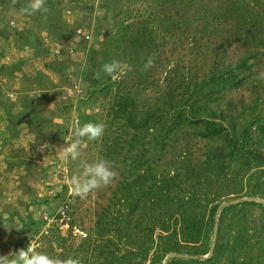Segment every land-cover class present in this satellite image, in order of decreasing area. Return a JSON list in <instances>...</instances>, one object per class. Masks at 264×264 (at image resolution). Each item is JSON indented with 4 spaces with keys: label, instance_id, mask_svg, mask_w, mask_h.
Listing matches in <instances>:
<instances>
[{
    "label": "rangeland",
    "instance_id": "rangeland-1",
    "mask_svg": "<svg viewBox=\"0 0 264 264\" xmlns=\"http://www.w3.org/2000/svg\"><path fill=\"white\" fill-rule=\"evenodd\" d=\"M48 1L57 6L49 7L50 10L46 12L41 10L27 15L23 9L29 0H0V256L11 259L15 251L27 250L30 246L35 253L62 261L73 259L79 264H95L92 261L93 247L90 250L88 247L82 248V243L87 235L95 234L97 213L109 207L113 193L120 188L123 192L129 191L127 184L131 182V177L136 176L133 167H139L137 157L145 151L147 156H153L154 151L163 155L158 166L160 171L171 169L179 157L186 160L191 168L199 170L201 176L210 177L217 191L214 196L218 197L211 206L237 199H246L243 203L254 199L256 202L264 201V134L257 129L264 126V88L259 84L264 83V46L254 38L253 28H259L260 20L251 14L253 12H242L246 18L241 20L236 17L241 14L234 4L236 0H201L196 3L176 0L179 6L177 10L172 4L162 10L160 19L164 20L165 26L161 27L160 23L155 26L152 44L157 47L151 51L155 50L159 56L153 53L150 58L140 56L129 41H123L122 48L114 57L123 70L116 74L117 78L110 87L103 90L102 86L92 88L89 77L84 75L91 67L89 58L92 47L99 52V67L104 58L102 51L107 49L118 30H112V24L127 18H130L127 24L137 23L142 16L144 19L155 18L151 13L157 10L158 2L121 0L116 4L110 0V6L115 7L113 11L103 6L104 0H45V4ZM250 2L258 10L264 7V0ZM199 9L210 14L206 30ZM106 15L112 23L106 20L101 28L102 34L97 36L98 21ZM238 29L244 36L237 32ZM78 30L86 32L91 40L78 35ZM139 38L137 44L144 41L143 37ZM222 45H227L225 59L227 63L230 62L229 65L233 66L252 56L248 60L251 67L241 70L238 79L244 81L243 86L230 91L219 101L225 110L231 102L237 108H242V104L251 107L258 105L260 119L251 129L250 143L244 153L229 156L227 137H194L193 127L187 124L176 130V134L167 132V135H160L162 125L157 124L153 116L149 127L135 129L133 121L137 124L146 121L147 114L152 110H160L162 122L168 120L173 125L180 104L194 93L195 78H204L211 69L212 61L204 64V52L216 50ZM149 60L153 64L146 68ZM145 69L151 71V78L146 83L137 76ZM115 81L119 84H113ZM191 98L194 102L205 103L202 95L193 94ZM129 101L134 105L122 109V105L129 104ZM206 114L203 118L208 117ZM237 115V120L250 118L240 117L242 115L238 118ZM87 123L102 124L103 135L96 140L78 137L77 130ZM224 123L230 128L231 119ZM77 141L80 152L78 159L65 158L63 149ZM100 159L109 161L117 175L107 186L79 194L73 177L83 173L85 163L91 164ZM202 161L206 162L204 166L199 165ZM153 184L159 185L156 180ZM139 188L135 186V193L132 192L134 198L128 195V199H122L113 207L114 215L110 219L116 222L128 250L135 252L138 249L135 243L146 242L147 245H144L149 249V256L142 262L153 264L159 257V245L165 244V238H160V234H164L159 230L162 228L160 219L167 221V235L179 230L181 216L171 211L173 205L169 202H173L172 196L168 203L156 206L164 207L166 213L161 210L153 213L152 205L156 199L147 200L152 218L149 214L145 223L152 226L153 233L145 230L139 238L136 237L132 234L129 211L131 201L144 196L145 189ZM65 202L69 204L75 221L73 236L69 231L58 229L56 224L50 225L44 220L46 215H54ZM243 203H240L243 206L232 210L231 217L235 219L231 220L230 216L225 219L222 236L210 238L211 243H219L220 250H225L223 254L217 252L215 257L210 258L212 260L200 263L175 258H171L174 262L170 259L168 263L232 264L236 259H227L228 251L232 244L240 249L239 238L246 235L253 239L249 245L242 246L243 253L238 252L236 256L244 262L246 257H255L253 264H264L261 256L264 254L261 247L264 243L263 209ZM243 217H247L245 222L241 221ZM31 222L34 224L31 225ZM216 225L220 226L219 219ZM55 228L65 241L52 239V233L47 235ZM178 233L181 250H190L191 245L183 242L181 231ZM205 233L206 228L195 241L204 244V248ZM103 244L98 239L96 246L100 249ZM178 255L202 261L207 256ZM104 257L106 260L103 264H121V260L122 264H137L140 260L130 253L126 258L121 255ZM167 257L157 258V264H164Z\"/></svg>",
    "mask_w": 264,
    "mask_h": 264
},
{
    "label": "trees",
    "instance_id": "trees-1",
    "mask_svg": "<svg viewBox=\"0 0 264 264\" xmlns=\"http://www.w3.org/2000/svg\"><path fill=\"white\" fill-rule=\"evenodd\" d=\"M110 0H104L103 6L109 10H115V7L110 6ZM118 1V2H117ZM158 2L157 10L154 11V13H151L152 15H155L153 17H149L147 19H144L142 16L139 21L135 24H127V22L130 18H127L126 20L119 21L117 24H112V30L114 28H118L116 34H114L113 41L109 42L107 49H105L103 52L104 58L102 61V65L100 64L99 67L97 58V55H99V52L96 51L94 47H92L90 51V58L89 63L91 67L84 73L85 76L89 77L90 82L92 84V88H99L98 86H102L103 90H107L111 83L114 82L113 79L102 72L103 65H105V62L112 63L115 59V55L118 52L120 48H122L121 43L125 40L129 41L132 45V49L136 51V54H139L140 56H145L146 58H150L152 55H157L155 50L151 51L152 49H155L157 45L152 44L154 38L153 35L156 34L155 26H157L159 23L161 27L164 25V20L160 19V16L162 14V10L165 6L173 5L174 8H179L176 0H156ZM192 3V1H201V0H189L188 2ZM249 1V2H247ZM236 0L234 4L237 6L238 10L241 11V14H237V18L243 20L246 18L242 12L250 13L256 15L257 18H259V28H253L255 32L254 38H256L257 41H261L262 45L264 46V7L262 10H258L256 7L254 8L251 5L250 0ZM121 0H114V3H120ZM233 3V2H231ZM114 4V5H116ZM56 7L57 4H53L50 1H48L47 4H45V8L49 11V7ZM257 6V5H256ZM264 6V4H262ZM117 8V7H116ZM123 9V8H121ZM199 15L202 17V20L205 21V30L208 28V20L211 18L209 15L203 10L199 9ZM108 15L104 16L103 20H99L96 28V32L98 35L102 34L101 28L104 25V22L106 20L109 21V23H112V20L107 19ZM210 17V18H209ZM115 19V18H114ZM208 19V20H207ZM165 26V25H164ZM204 30V29H203ZM106 31H111V29H106ZM237 32H240L244 36L241 30H237ZM200 33V32H198ZM204 33V32H202ZM137 37H134V36ZM143 37L144 41H142L141 44H137L139 37ZM240 36V37H241ZM137 42V43H136ZM144 43V45H142ZM151 46V47H150ZM150 47V51H148V48ZM216 50H207L204 52L203 61L204 64H209L211 61L213 62L211 64V69L207 73V75L204 78H195V82L193 84V91L194 95H202L204 100V104H201L199 101L194 102L189 96V98H185V102L181 105L180 108L177 109V113L174 116L173 119V125L172 123H169L168 120L162 122V114L160 110H152L147 114L146 121L137 124L135 121H133V125L135 129L139 130L145 127H149V121L151 117L153 116L155 118V121L157 124L162 125L160 135L166 134L169 132V134H176V130L181 128L183 125H190L193 127L192 135L194 137L201 136L203 139H210L214 138L216 136H224L227 137L226 140L228 141V146L230 147V153L229 156H239L241 155L242 151L245 152V149L250 143V135H251V129L257 125V122L260 119L259 115V109L258 105H254L253 107L247 106L245 104L243 105V109L235 106L234 102H231L230 105H228L227 110L223 109L222 106H220L219 101L221 102L223 98H225L230 91L235 90L239 88L240 86H243L244 81L238 80L240 75L242 74V71H245L247 68H250L251 65L248 64V60L252 56H248L244 58L243 60L239 61L235 65H229L227 63V51L226 47L227 45L218 46ZM264 52V51H263ZM264 54V53H263ZM224 58H223V57ZM226 57V59H225ZM264 57V56H262ZM260 60V59H258ZM97 67V68H96ZM149 70H144V72H139L137 75L138 78L142 79L147 82L151 78ZM106 78V79H105ZM113 84H119L118 81H115ZM264 88V83L262 85V82L259 83ZM258 88V87H257ZM94 92H97L96 89H94ZM134 105V102H130L129 104L122 105V109H128L130 105ZM242 109V110H241ZM207 113V118H203L204 113ZM150 113H152L150 115ZM232 113V114H231ZM238 114V115H237ZM150 115V116H149ZM237 117H245L249 116V120H242V119H236ZM206 117V116H204ZM229 118L231 119L230 128H227L225 126V120L228 121ZM171 120V119H170ZM259 129L260 133L264 134V126L257 127ZM149 150V149H147ZM147 152V151H145ZM142 153L141 155H138L139 159V167H133L134 171L136 172L135 177H131V182H127V187L130 188L128 192H123L120 188V190L113 193L110 200V205L106 209H103L101 212H98V221H97V228L95 234H89L85 238V240L82 243L83 247H88L90 250L91 247H93L94 251V261L95 264H103V261L106 260V257L103 258V255L106 256H115V255H121L122 258H126V255L130 253L131 255H136L140 260L137 264H143L142 261H146L149 256V249L145 246L147 245L146 242L135 243L137 245V251L128 250L126 247L127 243H123V238L120 237V233L118 228H116V222L111 221L110 217L111 215H114L113 211L115 208V205L121 203L122 199L127 198L128 195L134 198L133 191L135 186L138 185L140 187L139 189H145L143 194L144 196H141L142 198H135L133 201H131V207H130V221L132 228V234H134L136 237H140V234L142 231H150L153 233V230L151 229L152 226L145 223L149 219L150 214V206L148 205L147 200H155L156 203L153 206V213L155 210L156 212H163L166 213L167 210L163 206L165 203H168L170 200V197L172 198L173 202H169V204L173 205V211L174 213H179L181 216L180 220V226L179 230H175L173 234H167L166 232L169 230V226L166 227L167 221L161 220V229L162 233L160 234V238L163 240L165 238V244H160L157 250V258H161L164 256L165 258L170 254H189V255H195V256H205L209 255L211 245L210 242L211 236H214L215 232V224H216V214L218 211V208L220 207V203L211 206L216 201L217 191L214 190V184H211L210 177H203L199 173V170H197L194 167H190L188 165V162L186 160H181L178 157V160L174 162V166L172 165V168L165 169L163 171H160L158 166L160 161L163 158L162 154H158L156 151H154L153 156H147L146 154ZM206 162L202 161L201 166L205 164ZM170 167V166H169ZM173 169V170H172ZM175 169V170H174ZM194 171H192V170ZM202 173L204 174L203 168L201 169ZM185 173L187 174V177H185ZM201 173V174H202ZM184 174V175H183ZM208 174V173H207ZM205 178V179H204ZM158 181L159 185L153 184L154 181ZM211 184V185H209ZM135 193V191H134ZM183 195V196H182ZM155 197V198H153ZM175 202V203H174ZM244 205H253V206H259L263 209L264 212V203H259L256 201L252 202H245ZM161 205L159 208L156 206ZM149 206V207H148ZM211 206V209H210ZM243 206L241 204L232 205L229 207L224 208L219 217V230H218V238L222 236V232L224 230V224L225 219L227 217H231L232 210L237 209L238 207ZM114 207V208H113ZM175 210V211H174ZM71 214V213H70ZM156 214V213H155ZM153 214V216L155 215ZM50 215V214H49ZM53 215V214H51ZM105 215V217H103ZM107 215V217H106ZM72 216V214H71ZM150 217L152 218V214H150ZM229 217V218H230ZM242 217V216H241ZM247 217L241 218L242 222H245ZM187 219V220H185ZM235 219L234 217H231V220ZM72 228L69 230L70 236H73V230H75V221L72 216ZM190 220L192 221L190 223ZM228 221V220H227ZM179 222V221H178ZM46 223V222H45ZM166 223V224H165ZM34 222H31V225H33ZM232 224V223H231ZM229 224V225H231ZM58 228V227H57ZM55 228L51 232H48V236H50V233L54 234L51 236L52 239L60 240L61 237L58 234V229ZM156 228V227H155ZM206 228L205 233V242L206 246L204 248V244L195 242L198 237L203 233V229ZM167 229V230H166ZM179 231H181L180 237L183 238V242H186L187 244H190L192 248H188L190 250H181L182 247L180 246L181 241L178 238ZM54 232V233H53ZM119 233V236L117 233ZM131 233V232H130ZM130 233H128L130 237ZM175 235V236H174ZM264 235V231H263ZM76 237V236H74ZM117 237V238H116ZM250 237V236H249ZM247 237L246 235L240 237V249L238 246H235L232 244L231 249L228 251V257L227 259L235 258L236 261L232 264H253L252 262L256 259L255 257H251L250 259L246 257V261H240L239 256H236L239 253H243L242 246L249 245L252 237ZM103 242V246L98 249L97 240ZM51 240V239H50ZM62 241H65L64 239H61ZM194 241V243H193ZM145 244V245H144ZM194 245V246H193ZM262 250L264 251V243L261 244ZM142 248L140 249L139 247ZM194 247V248H193ZM100 250V251H97ZM225 250H220V244L218 243L215 248V252L213 257L217 255L216 253L223 254ZM245 253H247L245 251ZM162 255V256H161ZM264 258V254L261 255ZM157 258L154 261L153 264H157ZM164 258V259H165ZM115 259V258H113ZM163 259V260H164ZM187 260L183 258H175ZM193 261L204 262L212 259H192ZM234 259V260H235ZM162 260V261H163ZM218 260V259H217ZM233 260V261H234ZM161 261V260H160ZM170 261L174 262V259H171ZM215 262V259H214ZM114 263V262H113ZM170 263V262H169ZM168 263V264H169ZM120 264V263H119ZM122 264V260H121Z\"/></svg>",
    "mask_w": 264,
    "mask_h": 264
},
{
    "label": "clouds",
    "instance_id": "clouds-1",
    "mask_svg": "<svg viewBox=\"0 0 264 264\" xmlns=\"http://www.w3.org/2000/svg\"><path fill=\"white\" fill-rule=\"evenodd\" d=\"M45 0H29L27 6L23 9L25 14L32 15L38 11H47L44 7ZM152 60L145 65L146 68L151 67ZM103 72L109 75L113 80L117 78L116 74L122 71L121 64L117 61L103 65ZM104 133L102 124L87 123L77 130L78 137H87L89 140H96ZM65 158L70 157L72 160L78 159L79 141L71 142L69 146L63 149ZM117 173L111 167V163L105 159H100L91 164L85 163L83 173L80 176H74L73 182L77 186L79 194H86L91 190L98 189L101 186H107L111 183ZM0 264H79L77 260L69 259L62 261L58 258H52L46 254H38L29 246L27 250L21 249L15 251V255L8 259V256H0Z\"/></svg>",
    "mask_w": 264,
    "mask_h": 264
},
{
    "label": "built area",
    "instance_id": "built-area-1",
    "mask_svg": "<svg viewBox=\"0 0 264 264\" xmlns=\"http://www.w3.org/2000/svg\"><path fill=\"white\" fill-rule=\"evenodd\" d=\"M78 35L84 37L86 40H91V37L84 31L78 30ZM69 204L65 202L60 206L54 215H46L44 220L48 224H56L61 230L69 231L72 228V216L69 210ZM77 230V229H76ZM78 232V231H77Z\"/></svg>",
    "mask_w": 264,
    "mask_h": 264
},
{
    "label": "water",
    "instance_id": "water-1",
    "mask_svg": "<svg viewBox=\"0 0 264 264\" xmlns=\"http://www.w3.org/2000/svg\"><path fill=\"white\" fill-rule=\"evenodd\" d=\"M244 201H246V199H237L235 201H231V202H225L223 203L219 208H218V211H217V214H216V219H219L220 217V213L221 211L226 208V207H229V206H232V205H237V204H240V203H243ZM249 201H252V199H250ZM255 201V199H254ZM259 201L260 203H264V201L262 200H257ZM218 230H219V227L218 225L215 226V232H214V237L215 239L217 238V235H218ZM215 242L212 243L211 245V249H210V252H209V255L205 256L203 259H209L213 256V253H214V248H215ZM183 258V259H189V258H194V257H190V256H184V255H177V254H174V253H170L165 261L164 264H168V261L171 259V258Z\"/></svg>",
    "mask_w": 264,
    "mask_h": 264
}]
</instances>
